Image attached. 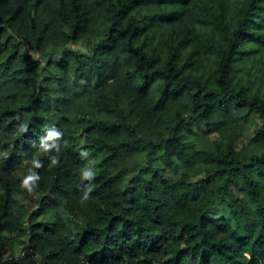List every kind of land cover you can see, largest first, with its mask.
<instances>
[{
	"label": "trees",
	"instance_id": "obj_1",
	"mask_svg": "<svg viewBox=\"0 0 264 264\" xmlns=\"http://www.w3.org/2000/svg\"><path fill=\"white\" fill-rule=\"evenodd\" d=\"M0 264H264V0H0Z\"/></svg>",
	"mask_w": 264,
	"mask_h": 264
},
{
	"label": "rangeland",
	"instance_id": "obj_2",
	"mask_svg": "<svg viewBox=\"0 0 264 264\" xmlns=\"http://www.w3.org/2000/svg\"><path fill=\"white\" fill-rule=\"evenodd\" d=\"M169 35H171V33H169ZM60 34H58V32L56 30L51 31V35L49 34L48 40L50 41V43L53 44V42L51 41L52 39L56 38L58 40V46L57 48H60L63 43L61 42L60 38H59ZM97 39V36L90 33L88 35H85L83 37H81V39H78L76 42H68L66 43L67 46L64 49L65 51H73L77 54L80 55V57L82 58V60L87 59V55L89 54V52H93L92 50V43L93 40ZM65 44V45H66ZM166 45V42H165ZM30 51H33L31 49H29ZM63 50V52H64ZM61 49H53V51H48V52H41V51H36V59L37 62L39 63V71L41 72V80H46L44 79V76H46L45 78H50L52 76V72H58V68H56V64L57 62L59 63L61 62H66V64H69V68H68V72L66 73V75L69 74H77L76 76L79 78V80H87L89 82H91L92 84V88L95 90V96L99 97L101 96L102 99H106V98H110L111 96H113L116 91H118L122 97V99H124L126 97V95L129 92V86H126L125 83V79L124 78V72H123V66H121L120 68H117L114 71H110V75L108 76V78L106 79L107 81H105L102 84H96L93 83L94 80H97L94 70L90 67V63L85 64L84 63V67H86L84 70L87 71V68H89V72L88 73H83L82 70H78V72L76 73L75 69H74V63L75 60L74 56L71 55L70 60L69 61H65L64 56L60 53ZM82 52H84L85 54H83ZM71 53V52H70ZM97 56V55H96ZM55 65V67H54ZM58 65V64H57ZM88 65V66H87ZM51 71V72H50ZM60 72V70H59ZM51 80H54L53 77H51ZM82 91V90H81ZM80 91V93H81ZM79 93V94H80ZM79 94H75L77 100L83 104H86L90 107L93 106V104L96 101L95 97H92L94 95H90L91 92L88 93L87 96L85 95H79ZM91 96V98H90ZM140 100L143 101L144 105H145V101L140 98ZM147 104V103H146ZM149 104H147L148 106ZM146 106V105H145ZM133 113V112H132ZM250 117V123H258V120L255 116L253 115H249ZM249 135V133L247 134ZM31 189V190H29ZM39 196V192L32 186L30 185L27 193L26 194H21L18 195V199L20 201V203L25 206V208H27L29 211H33V209H35L36 207L39 206L38 201H36V199ZM54 209V206H53ZM52 209V210H53ZM56 210L60 212V214H63V216L68 217V213L67 211L64 210L62 204H58L56 205ZM20 249V246H18V250Z\"/></svg>",
	"mask_w": 264,
	"mask_h": 264
},
{
	"label": "clouds",
	"instance_id": "obj_3",
	"mask_svg": "<svg viewBox=\"0 0 264 264\" xmlns=\"http://www.w3.org/2000/svg\"><path fill=\"white\" fill-rule=\"evenodd\" d=\"M39 165H37L38 167ZM94 173L92 171H85L83 172V178L85 179H91L93 177ZM34 179H37L36 176H31V177H27V179L25 180V185H27L29 183V181H32ZM31 190V189H29Z\"/></svg>",
	"mask_w": 264,
	"mask_h": 264
}]
</instances>
